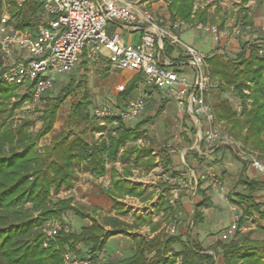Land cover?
<instances>
[{
	"label": "trees",
	"instance_id": "1",
	"mask_svg": "<svg viewBox=\"0 0 264 264\" xmlns=\"http://www.w3.org/2000/svg\"><path fill=\"white\" fill-rule=\"evenodd\" d=\"M195 0H171L169 9L173 20L181 19L185 22L207 21L205 10L194 12ZM1 9V5H0ZM246 8H240V13ZM31 12L20 9L13 15L20 17L19 26L34 25L35 16L38 15L39 6L30 8ZM248 18L247 15L244 19ZM166 46V44H165ZM264 48V37L255 38L251 43L243 44L241 51L235 56H224L211 53L207 56L206 62L210 69V75L220 81V91L223 85L233 86L236 95L240 99V116L230 105L228 100L215 93L211 99L214 106L215 121L218 124H228V135L244 146L264 154V55L259 51ZM171 53L172 47L167 45L166 52ZM107 61V60H106ZM87 67L89 61H82ZM107 64L109 62L107 61ZM140 77L135 76L127 88L120 92L119 97L128 99L132 97L134 88ZM252 83L253 90L249 94L245 90ZM6 87L0 90V264H63V252L66 250L80 253L77 246L81 243L92 248L93 254H98L104 249L107 239L117 234H104L103 225L94 222L91 226H83L80 233L75 231H60L57 236L50 240L49 246L45 247L44 233L42 226L49 218L59 219L67 211L75 212L78 215H86L81 209L72 204V200L61 199L52 196L58 194L63 188L72 185L75 178L74 166L76 162L88 161L95 167L103 168L104 157L115 158L121 145L128 140H135L140 134L141 128L151 121L150 118L140 120L134 126L125 124L117 126L118 133L108 134L109 143L89 142L82 134L61 135L47 145L38 148V141L51 130L57 118L58 109L65 95H69L76 87L72 81L61 89L60 94L53 98L50 104L41 109L38 119L42 125L37 132H31L29 127L37 120H22L20 124L13 125L7 122V118L15 111L14 106H9V98L14 95L11 86L0 81ZM158 88H149L145 91L148 99L152 98L153 91ZM50 89L44 94L48 97ZM65 93V94H64ZM86 97V96H84ZM21 98L20 100H24ZM81 98L72 104L69 115V126L74 127L90 119L88 110L89 102ZM168 98H166L167 102ZM250 100V102L248 101ZM250 103V104H249ZM165 101L156 112L159 116L164 109ZM102 129V126H99ZM191 131L196 133V128ZM227 149L233 154L235 151L227 145H220L212 153ZM146 151L151 152L148 148ZM161 150V158L164 161L163 172L171 176L178 175V171L172 170L173 158ZM200 159L195 150H189ZM243 172L240 175L239 183L245 187L247 194H235L238 200H232L242 204L245 208L244 214L251 213L257 209L254 193L264 185V179L252 178L247 173L246 162L243 161ZM202 182L197 174L196 195L201 200L195 203L193 214V227L204 220L203 207H212V199L209 188H203ZM173 186H166L163 191L165 198L160 199L161 206L169 214L174 215L182 208L181 201L176 205L170 202ZM127 194L137 193L135 188L125 190ZM31 207L27 208L26 204ZM243 214V215H244ZM243 215L238 220V225L243 221ZM85 217V216H84ZM118 222L117 219H111ZM120 222L119 224H122ZM239 229V228H238ZM164 234L158 233L153 237L142 234L134 236L135 246L132 254L126 258L106 262L104 264H216L215 255L209 250H220L225 264L235 263L240 260L242 264H264V242L258 244L251 241L244 244L245 238L234 237L228 241L217 240L214 245L203 248L191 237L182 246L180 251H175L173 245L182 242L180 234H170L163 239ZM258 249L262 251L259 252ZM173 252L171 259H166L168 253Z\"/></svg>",
	"mask_w": 264,
	"mask_h": 264
},
{
	"label": "rangeland",
	"instance_id": "2",
	"mask_svg": "<svg viewBox=\"0 0 264 264\" xmlns=\"http://www.w3.org/2000/svg\"><path fill=\"white\" fill-rule=\"evenodd\" d=\"M4 1L0 0V13L4 9ZM229 1L230 3L232 2L230 9L223 8L224 0H216L213 5L208 6L209 22L219 24L223 30L229 29L225 26V24L231 23L235 20V9L238 10L239 6H241L240 1L242 0ZM246 1L248 3L249 0ZM141 2L143 3V0H141ZM166 2H168V0H163V4ZM248 6L251 7L250 22L253 34H260L262 33L260 29L264 25V0H250V4ZM8 8L9 10L11 9L10 7H7V9ZM146 8L153 12L150 5L147 4ZM155 15L156 17L161 18L160 13H156ZM238 16V18L241 20L243 13H238ZM40 17L41 16H39V14L35 16V19H33L34 22H37L38 19H41ZM19 20L20 17H16V21L18 23ZM119 32L125 39L130 37H134L136 39V37H138V35H127L122 30H119ZM178 34L182 41L191 44L199 52L213 51V49H211V37L207 39L205 36L206 34L204 33L200 35L199 32H197V34H195L199 35L194 36V38L192 37V34L186 35L181 32H178ZM253 39H255V37H253ZM241 48L242 42L239 41L238 43H235L229 47V54L232 55V57H235L240 52ZM180 50L186 52V48L183 45L180 46ZM259 54L264 55V48L259 51ZM188 58L189 57L185 59L187 60ZM83 60L86 61V59L81 58L76 67L70 72L56 73L55 80L53 86L50 88L48 97L44 98L43 95L38 102H34L28 94L22 92L21 90L13 89L14 95L9 98L8 104L9 106H14L15 111L10 117L7 118V122L12 123L15 126L20 124L22 120L25 119L37 120L34 125L29 127V130L35 133L42 125V121L38 119V116L41 114L40 110L43 109L47 104H50L53 98L60 94L61 89L64 86L72 81L76 85L75 89L69 95L67 94L64 96L63 101L58 109L57 118L52 130L38 141L39 149L55 140L57 136L64 134H82L88 141L92 142L98 137H106V135L110 133L114 135L118 133L117 127L112 126L111 119L101 121V118H97L93 115L94 108L103 104L108 105L115 110L116 104L118 105L122 100V98L119 97L120 92L117 91L116 85L123 82L129 83L135 77L134 73L130 70L123 71L112 68L109 64H107V61L104 58L94 61L87 60L89 61L87 67L84 66L82 62ZM182 69L187 79L189 81H193L195 69L189 64H184ZM247 86L249 88L245 90V93L249 94L253 90L252 83L247 82ZM5 87L6 85L0 84V90L4 89ZM223 88L225 89L220 91L219 89H214L212 87V89L209 91V99L211 103L212 94L214 96L215 93H219L220 96L228 100L230 105L238 112V116L241 117V109L237 108V105L240 104V99L236 95V89H234L233 86L228 87L226 85H223ZM146 90L147 89L145 88L142 90L144 95ZM164 91V89H162V91H153L151 99H148L145 95L146 107L144 112L139 116V118L125 124L126 126H134L137 124V122L144 120L145 118L152 119L141 128L140 134L137 135L138 138L136 141L128 144V147L135 145L139 150L138 153L141 154H145L148 152L146 149L151 148L155 153V155L152 157L155 156L154 160H157L155 169L156 181L153 182L152 185H149L152 188L151 191H149V193L151 192L150 195L149 193H146L143 197L144 200L141 198V201L144 203L142 205L143 208L140 210L151 213L153 212L154 208L157 214L163 211L161 204H159V199L163 195L161 193V190L164 186L162 182L165 181L166 177H176V175L171 176L168 173H163L164 161L160 155L162 154L161 150L165 149L166 152L163 154H168L173 158L172 170L179 172L178 177H182L184 174H186V178H192V186H194L196 182L194 174L192 171L190 173L188 166L192 168L191 170L194 168V170L199 173V175H205L209 177L208 179L201 180V182L204 187L210 188L209 194L214 203L213 208L204 210L205 214L203 222L198 223L194 228H190L194 209V203L192 204L190 202L193 191L189 186H184L179 189L181 192V205L182 202H186V205H184L182 208H179L181 215L178 217L174 216V218H170V216L165 221L168 225L175 227L176 231L173 234H177L180 227L182 226L185 229L182 239L183 241L177 243V248L173 245V249H176L175 251H180L182 246L187 242V240H189V237H191L195 242L199 243L205 249L211 247L212 244H215L216 240L222 239V241L226 242L236 236L245 238V240H243L244 244H249L251 241H257L258 244H262L264 242V185L260 190L254 193V200L255 203L258 204L257 209L259 211L252 210L251 213L245 215L244 206L241 203L237 204L236 202L232 201L238 200L235 194L248 193L245 190V187L239 183L240 175L243 172V159H241L238 154H233L229 150L223 148V150L220 151L224 152L215 155L214 157H208L206 155L204 156V159H200L198 156L192 153H189L188 157H186L185 153L187 151L196 148L200 150L199 146H197L199 143L195 145L198 134L197 128L193 125V122L188 120L187 116H184L185 118L183 120L180 109L181 106L177 105L175 100L168 99L166 102L167 97ZM137 94L138 87H135L132 96ZM23 97H25V99L21 101L20 99H23ZM81 98H86L84 100L90 103V105H88L90 119L88 121L82 122L79 125L70 127L68 123L71 106L74 102L80 101ZM164 101L165 105L162 113L158 117L155 116L156 112L161 107V104L164 103ZM248 101L250 102V100ZM182 106L185 107L186 103ZM182 109L184 110V108ZM99 126H102V129H99ZM216 126L219 131V137L229 136L227 123L217 124ZM192 128H196V133L191 131ZM233 140L239 146L245 147V149L249 152L260 154V152L252 150L248 148V146H244L240 141L234 138ZM219 141L220 140L217 139L212 144V146H209V143H202L203 152L209 153L211 149L215 147L217 143H219ZM183 154H185L184 157ZM81 163L83 165H81L80 162H76L75 165L76 167H79L81 173V183L82 181L87 183L88 188L85 189L82 187L77 191V195L81 199L76 200L77 202L75 203V206L81 209L86 215L82 216L75 214V212L67 211L59 219L69 227V230L75 231L76 233H80L83 226L93 225V221L99 222L103 225L105 235L118 232V235L114 234L117 236H110V238L106 241L104 250L98 254L99 259L97 260V264L114 262L126 258L132 254L133 248L136 244L134 241V236L138 234V232H136V196H126V192H117V190H113L112 188L106 190L99 183L98 174L96 173L95 175H89L88 172L85 173L88 165L85 162ZM78 164L79 166H77ZM248 174L253 178L256 177L255 175H252V173L248 172ZM211 178L216 180V185H210L212 184L210 183ZM74 194V192L68 191V187H65L58 194L52 193V196L55 197V199H68L69 196H74ZM110 194H112L114 197L112 198ZM71 198L74 200L75 196ZM161 198H163V196ZM194 200L195 203H197L201 200V198L196 196ZM137 204L141 206V203L137 202ZM172 204L174 205V203ZM26 207H31V204L27 203ZM242 215L243 221L241 222V225H238V220ZM114 218L119 221L114 222L111 220ZM120 222L123 223L119 224ZM234 224H236L237 228H239L237 229V232L228 239H223L222 234L225 231H228V229ZM170 234L171 233L164 231L163 239H165ZM77 248L80 251V253H78L79 255L85 256L90 254L95 257L93 252H91L92 248H90L88 245L81 243L77 246ZM106 251L107 253L111 252L113 254H107ZM258 251L262 253L264 250L261 251L258 249ZM218 253L216 251V254ZM172 257L173 252H170L167 254L166 259H171ZM216 264H225V262L221 257L216 259ZM230 264H242V262L238 260V262Z\"/></svg>",
	"mask_w": 264,
	"mask_h": 264
},
{
	"label": "built area",
	"instance_id": "3",
	"mask_svg": "<svg viewBox=\"0 0 264 264\" xmlns=\"http://www.w3.org/2000/svg\"><path fill=\"white\" fill-rule=\"evenodd\" d=\"M34 6H39L41 19L33 26H19L13 14L20 9L31 12ZM187 24L180 19L156 17L141 0H6L0 13V81L16 86L38 102L53 86L56 73L72 71L81 58L91 61L104 58L112 68L130 70L139 76L136 86L139 92L122 99L115 110L108 105H98L94 108L95 117L101 121L111 119L114 126L130 123L145 110L143 88L164 89L166 97L175 100L180 109L184 108L188 120L197 128L195 145L199 143L197 146L202 152L195 150L199 155H210L220 145L230 146L246 162L249 173L264 179V154L249 152L230 136L219 137L209 91L212 87L219 89L220 81L209 74L205 56L180 39L178 32ZM194 27L209 35L221 53L238 43L243 33L242 24L225 30L205 22H197ZM119 30L138 37L125 39ZM261 30L264 32V25ZM167 45L180 52L183 45L189 58L185 62L173 61L166 54ZM184 64L195 69L193 81L184 75ZM126 88L124 82L116 85L118 92ZM237 108H241L240 104ZM217 139L219 143L209 153L203 152L202 143L212 146ZM199 178L203 180L207 176L199 175ZM169 180L173 185L172 203L181 187H197V178L192 186V178H186V174ZM211 182L216 185L214 178ZM237 229L236 224L232 225L222 238L228 239ZM42 230L43 245L48 247L50 240L62 230L69 231V227L60 219L49 218ZM168 232L175 233V227H169ZM98 257L66 250L63 264H97Z\"/></svg>",
	"mask_w": 264,
	"mask_h": 264
},
{
	"label": "crops",
	"instance_id": "4",
	"mask_svg": "<svg viewBox=\"0 0 264 264\" xmlns=\"http://www.w3.org/2000/svg\"><path fill=\"white\" fill-rule=\"evenodd\" d=\"M198 1H199V3H198ZM170 2H171V0H168V2L163 4V0H143L142 4H145L146 6H147V4L150 5L153 13L154 14L160 13L161 18L163 17L164 20H170V19L173 20V18L171 16L170 9H169ZM215 2H216V0H210V1L209 0H207V1L195 0L194 9H193L194 12L197 10H205L207 13V21L199 20V21H195V22H186L188 24L186 26H183V28L181 29L180 32L184 33L186 35L192 34L193 38H194V36H198L199 34L201 35L202 33H204V32H200L199 30H197L194 27V24H196L197 22L211 23V22H209V17H208V6L213 5ZM240 3H241V6H239L238 10L235 9V12H236L235 13V15H236L235 20L231 23L225 24V26L230 29L232 26L236 25L237 22H238V24H242L243 33L240 36L239 41L242 42V46H243V44H245L246 42H248V45H249V43H251L254 40L253 37H255V38H258L260 36L264 37V32L260 29V31H262V33L253 34V31L251 28V22H250V20H251L250 8L251 7L248 6L250 4V0L248 1V3L246 0H242V1H240ZM231 5H232V2L230 3L229 0H224V5H223L224 9H230ZM226 6H228V7H226ZM242 7H245L247 9L246 14H245V12H241V13H243V17H242L243 21H242V18H241V20L238 18L239 17L238 13L240 14V8H242ZM245 15H247L248 18L244 19ZM211 24H214V23H211ZM215 24H217V23H215ZM217 25H219V24H217ZM186 30H189V31H186ZM190 30H193V31H190ZM193 32H195L196 34H197V32H199V34L196 35ZM205 36L207 39H209V37H210L207 34ZM211 41H212V39H211ZM170 47H172V52L171 53H169L168 51L166 52L168 57H170L173 61H182V62L186 61V59H185L186 55L183 51L180 52L177 48H174L171 45H170ZM211 47H212L211 49H213V51H208V52H199L198 51L199 53H201L202 55L205 56V60H206L207 56L213 52L218 54V55L232 56L229 54L230 53L229 48H227L225 53L219 52L218 51L219 46L214 41H212ZM206 64H207V62H206ZM207 70L210 74V69H209L208 64H207ZM127 84H128V82L126 83V86H127ZM145 89H149V88H145ZM142 93H144V92L142 91ZM168 99H170V98H168ZM181 112H182V118L184 120V118H185L184 116H186V114H185L183 109H181ZM112 126H114V125H112ZM115 127H117V126H115ZM109 140H110V137L108 135H106V137H98L94 141L106 142V144H108ZM94 141H92V142H94ZM134 141H136V139L135 140H128L124 145H121L115 158L110 159V158H108V156H106V154H103L102 155L104 157L103 168H100L99 166L95 167L93 164H90L88 161H82V162H85L88 165L87 169L85 170V173L88 172L89 175H93V174L95 175L97 173L99 176V179H98L99 183L106 190H109L111 188L113 190L114 189L117 190V192L118 191L125 192V190L130 189V188H135L137 190V193L132 195V196H136V201L141 203V206H140L136 202V232H138V234H142L144 236L151 238L158 233L164 234V231L168 232V228L172 227V226L168 225L167 222H165L166 219L170 216H171L170 218H174V216L178 217L179 215H181V212H179V210H178V212L175 213L174 215H169L164 209L159 214H157V212L154 210V208H153V212H151V213H149L147 211L145 212V211L140 210L141 208H143L142 205L144 203L143 201H141V198H143L146 193H149V191H151L152 188L149 185H152L153 182L156 181L155 169H156L157 160L156 161L154 160L155 156L152 157L153 155H155V153L153 151L146 152L145 154H141V153H138L139 150L136 148L135 145L128 147V144L133 143ZM212 152H213V150H212ZM222 152H224V151H222ZM222 152L218 151L217 153H211L210 155H207V156L208 157H214L215 155H218ZM185 154H186V157H188V151ZM185 154H183V157ZM160 157H161V155H160ZM80 164L83 165L81 162H80ZM77 166H79V164ZM188 168L190 169V172L192 171L193 174H195L194 177L197 178V174L199 175V173H197L194 170V168H193V170H191L192 168H190L189 166H188ZM81 171H82V169H81ZM74 172H75V178L72 180V185L68 187V191L74 192L75 198H74V200H72L73 198H71L74 196H69L68 198H70L72 200V204L76 205L75 204L77 202L76 200L81 199L80 197H78L77 191L80 190L82 187L87 189L88 184L84 183L83 181L81 183V177H80L81 173H80L79 167H76V165L74 166ZM247 173H248V170H247ZM77 174H78V177H77ZM206 179H208V177ZM162 183L164 185L162 190H161L162 191L161 193L163 194L162 195L163 198H161L162 197L161 196L160 199H164L166 197L163 189L168 185L172 186V184L169 180V177H166L165 181ZM210 183H212V182H210ZM210 185L212 186L214 184L212 183ZM202 187L207 188V189L209 188V187H204L203 185H202ZM192 191L193 192H192L190 202L192 204L194 203V205H195L194 198L197 196L196 195V188L192 189ZM150 193H149V195H150ZM180 193L181 192L179 191V195L176 198L174 205L177 204L178 200L180 201V198H181ZM126 194H122V195H126ZM128 195L130 196V194H127L126 196H128ZM110 196H112V198L114 197L112 194H110ZM143 200H144V198H143ZM170 202H171V199H170ZM159 203H160V201H159ZM212 203H213V201H212ZM184 205H186V202H182L183 207H184ZM157 206H159V205H157ZM213 207H214V203H213L212 207H208V208H213ZM194 208H195V206H194ZM208 208L203 207L202 210L203 211L208 210ZM193 214H194V209H193ZM192 219H193V217H192ZM190 228H194L193 227V220L191 221ZM175 231H176V229H175ZM184 231H185V229L182 226V227H180L179 232L177 234H180L183 236ZM236 232H237V230L232 235H234ZM117 235H112V236H117ZM212 245H214V244H212ZM174 247L177 248V244H175ZM216 251H217V253H218V251L220 253V250H216ZM216 251L209 250L210 253L215 255L216 259L221 258L222 255L219 253L216 254ZM106 253H107V251H106ZM107 254H113V253L110 252ZM179 262H180V258L178 257L176 263L178 264Z\"/></svg>",
	"mask_w": 264,
	"mask_h": 264
}]
</instances>
